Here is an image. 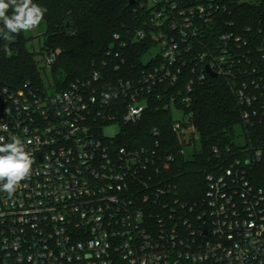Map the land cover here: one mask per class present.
<instances>
[{"label": "built area", "instance_id": "built-area-1", "mask_svg": "<svg viewBox=\"0 0 264 264\" xmlns=\"http://www.w3.org/2000/svg\"><path fill=\"white\" fill-rule=\"evenodd\" d=\"M133 1L144 25L114 33L103 66L124 71L131 44L147 39L145 67L113 82L95 69L52 92L0 83V137L19 136L34 160L12 197L0 190V264H264V189L249 178L261 147L212 145L205 191L189 202L166 171L175 155L158 140L129 147L104 134L137 123L157 101L184 154L199 138L188 93L212 77L207 67L230 83L246 129L264 127V0ZM241 3L260 14L240 28ZM60 53H43V64Z\"/></svg>", "mask_w": 264, "mask_h": 264}, {"label": "trees", "instance_id": "trees-1", "mask_svg": "<svg viewBox=\"0 0 264 264\" xmlns=\"http://www.w3.org/2000/svg\"><path fill=\"white\" fill-rule=\"evenodd\" d=\"M129 2L130 0H33V3L46 8L41 22L46 26L42 53L61 50L52 65L56 90L67 88L78 79L89 78L95 69H101L105 77L113 82L125 74L126 69L130 70L133 64L145 67L140 59L148 50L150 40L147 39L131 44L129 63L124 71L117 72L114 67L103 66L104 61L110 59L107 53L113 44L114 33L124 35L128 29L134 30L144 25L141 14L134 13L133 5ZM254 7L257 5H237L240 28L260 14ZM8 14H12L11 8ZM23 32L18 34L17 53H0V83L12 87L26 82L43 85L34 54L26 48L28 39ZM192 76L187 66L177 89L184 91V83ZM188 97L191 102L188 110L194 112L193 125L201 143V151L195 152L194 158L187 160L185 153H180L182 144L179 135L172 130V114L168 110L159 109L157 101L149 106L137 123L125 126L117 142L120 145L139 147L153 145L158 140L161 153L175 155V160L165 165L167 174L177 184V195L193 202L205 191L204 170L212 163V145L238 148L233 137L236 130L242 128L245 145H249L251 141L263 149L262 159L253 165L249 178L256 187L264 189V127L259 125L249 131L246 129L241 114L242 107L230 83L221 76L208 77L203 82H196ZM155 129L159 132L157 136L154 135Z\"/></svg>", "mask_w": 264, "mask_h": 264}, {"label": "clouds", "instance_id": "clouds-1", "mask_svg": "<svg viewBox=\"0 0 264 264\" xmlns=\"http://www.w3.org/2000/svg\"><path fill=\"white\" fill-rule=\"evenodd\" d=\"M10 8L11 15L8 14ZM45 12L46 8L33 3V0H0V22L3 24L0 37L7 41L10 34L36 29ZM0 127L6 130V125ZM33 163L19 136L13 135L8 143L0 137V190L12 197L20 183L30 177Z\"/></svg>", "mask_w": 264, "mask_h": 264}, {"label": "rangeland", "instance_id": "rangeland-1", "mask_svg": "<svg viewBox=\"0 0 264 264\" xmlns=\"http://www.w3.org/2000/svg\"><path fill=\"white\" fill-rule=\"evenodd\" d=\"M2 28H3V24L2 22H0V29ZM45 31H46V26L44 23H41L40 26L37 27L36 29L23 33H24V37L28 39L26 41V48L34 54V60L37 63V68L39 69V77L43 81L44 86L50 92H52L55 86L53 69L52 66H46L43 64L42 46L45 38ZM10 36H11L10 40L7 41L4 40L3 38L1 39V44H0L1 54L12 55L14 53H17L18 51L17 44L19 42V35L10 34ZM157 53H158V49H155L151 54L147 56L145 62H147L153 55H156ZM173 116L174 118H178V114L176 111H174ZM123 129L124 128H122V126L118 124H111L109 126L104 127V134L106 137L121 135L124 132ZM233 138H234L233 141L240 146H244L246 144L245 136L242 128L236 130ZM183 149L185 151V157L187 160L194 158V153L201 151V143L199 138L195 137L193 138V141H188V143H186L183 146Z\"/></svg>", "mask_w": 264, "mask_h": 264}, {"label": "water", "instance_id": "water-1", "mask_svg": "<svg viewBox=\"0 0 264 264\" xmlns=\"http://www.w3.org/2000/svg\"><path fill=\"white\" fill-rule=\"evenodd\" d=\"M133 2H134L133 0H130L129 4H133ZM207 71L212 77H216L217 76V74L214 73L209 67H207Z\"/></svg>", "mask_w": 264, "mask_h": 264}]
</instances>
